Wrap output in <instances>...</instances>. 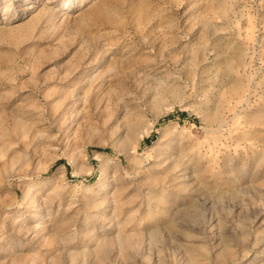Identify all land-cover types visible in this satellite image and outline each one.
<instances>
[{
    "label": "rangeland",
    "instance_id": "obj_1",
    "mask_svg": "<svg viewBox=\"0 0 264 264\" xmlns=\"http://www.w3.org/2000/svg\"><path fill=\"white\" fill-rule=\"evenodd\" d=\"M261 233L264 0H0V264H229Z\"/></svg>",
    "mask_w": 264,
    "mask_h": 264
},
{
    "label": "bare ground",
    "instance_id": "obj_2",
    "mask_svg": "<svg viewBox=\"0 0 264 264\" xmlns=\"http://www.w3.org/2000/svg\"><path fill=\"white\" fill-rule=\"evenodd\" d=\"M44 7V9L42 10V11H45V10H47V11H49V9H50V11L51 12H53L52 11V9H53V7L51 8V7H49V6H46V5H44L43 6ZM101 7V6H100ZM69 8V6H67L65 9H68ZM54 13L55 12H53V15H54ZM90 15L89 16H91L92 15V13H89ZM70 16V14H69V12L67 11V10H63L59 15H58V19L60 18L62 21L63 20H65V19H67V17H69ZM152 126V125H151ZM132 128H131V132H130V134H129V137H134V135H136L135 133H134V130H133V125L131 126ZM150 128L151 127H149L148 126V128H146L145 130H143V131H141L140 132V138H142L143 136H144V134H147L148 132H149V130H150ZM167 128L168 129H170L171 127H169V126H167ZM166 129V128H165ZM164 129V130H165ZM167 129V130H168ZM166 130V131H167ZM136 137V136H135ZM138 136H137V138H139ZM171 140V139H170ZM175 141V140H174ZM173 141V142H174ZM171 142V141H170ZM170 144V143H169ZM174 144V143H173ZM167 157V156H166ZM165 158V157H164ZM69 235V234H68ZM66 236V235H65ZM64 236V237H65ZM64 239V238H63ZM104 239V238H103ZM106 239H108V238H106ZM100 240H101V238H100ZM242 240V239H241ZM244 241V240H243ZM242 241V242H243ZM124 242V241H123ZM240 245L241 246H243V247H241L242 249V253H241V250H240V255H237L236 257H233L232 259H231V261L229 262V264H264V233H261V234H256L253 238H252V240H249L246 244H241L240 243ZM252 251V252H251ZM229 247H228V244H226L225 246H224V248L222 249V251L220 252V258H221V260H223V261H225V262H227V258H228V256H229ZM247 258H250V261H248L247 263H245V261L247 260ZM228 263V262H227Z\"/></svg>",
    "mask_w": 264,
    "mask_h": 264
}]
</instances>
